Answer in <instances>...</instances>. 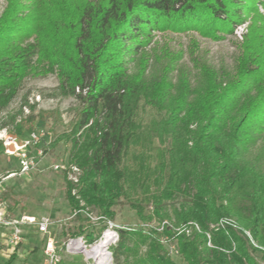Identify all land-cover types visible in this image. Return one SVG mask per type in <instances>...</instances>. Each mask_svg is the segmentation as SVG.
I'll list each match as a JSON object with an SVG mask.
<instances>
[{
	"label": "trees",
	"instance_id": "obj_1",
	"mask_svg": "<svg viewBox=\"0 0 264 264\" xmlns=\"http://www.w3.org/2000/svg\"><path fill=\"white\" fill-rule=\"evenodd\" d=\"M256 7L255 0L83 4L79 39L57 65L59 94L78 105L69 131L50 145L68 140V160L80 170L76 182L65 183L72 209L83 202L111 218L122 199L142 220L164 221L160 232L118 229L108 247L116 258L130 257L134 235L148 240L144 256L125 264H176L160 236L176 243L186 264H264V31L255 47L251 36L246 40L232 69L215 72L209 87L163 108L162 123L154 121L147 152L139 155L130 150L148 125L136 119L148 85L132 79L125 59L141 53L157 30L184 32L201 23L215 38L232 34ZM10 77L0 72V109L15 94ZM88 226L80 223L77 234L92 242L102 229L93 235ZM14 258L15 252L4 264Z\"/></svg>",
	"mask_w": 264,
	"mask_h": 264
},
{
	"label": "rangeland",
	"instance_id": "obj_2",
	"mask_svg": "<svg viewBox=\"0 0 264 264\" xmlns=\"http://www.w3.org/2000/svg\"><path fill=\"white\" fill-rule=\"evenodd\" d=\"M89 1L0 0V72L10 74V83L16 86L15 94L0 109V133L23 140L32 131L43 132L39 142L30 148L37 165L26 175L8 176L17 171V159L3 152L0 141V202L6 206L7 219H20L23 215H48L51 218L48 236L57 247L60 264H125L144 256L148 240L141 242V238L134 235L128 240L130 257L116 258L108 247L116 244L118 229L160 232L164 221L142 220L122 199L112 208L114 215L111 218L98 214L83 202L79 203V210L72 209L65 197V183L77 178L80 170L74 172L70 166L73 163L68 160V140L63 138L50 145L55 137L69 131L78 105L74 97L59 94L57 65L61 57L72 53L73 39H79L77 18L83 4ZM255 1L259 15L251 12L246 16L240 36L232 33L215 38L212 30L201 23L184 32L157 30L153 31L141 53L125 57L132 79L143 77L148 85L140 92L136 118L141 126L148 125L133 144L132 155L147 152V138L155 132L154 121L157 119L159 125L162 123L163 108L185 92L196 93L209 87L215 72L231 70L235 55L250 36L251 46L257 45L264 31V8L263 0ZM11 60L20 66H9L7 63ZM143 140L146 145L141 146ZM37 150L43 153L36 156ZM53 164H62L66 168L54 169ZM80 223L89 225L88 231L93 235L102 229L99 238L87 242L85 234H77ZM6 231V227L0 226L1 264L13 252L15 258L10 264L41 263L47 235L24 225L21 242L10 251L1 236ZM107 234L112 238H106ZM162 240L170 258L176 264H186L177 253L176 243L166 242V238L160 236L161 244ZM102 242L105 245L101 247ZM74 243L84 247L74 248Z\"/></svg>",
	"mask_w": 264,
	"mask_h": 264
},
{
	"label": "built area",
	"instance_id": "obj_3",
	"mask_svg": "<svg viewBox=\"0 0 264 264\" xmlns=\"http://www.w3.org/2000/svg\"><path fill=\"white\" fill-rule=\"evenodd\" d=\"M243 24V23H242ZM242 24L235 27L233 34L240 36L242 31ZM43 136L42 131H32L23 140H18L17 137L8 135L6 133H0V141L2 144L3 152L8 156H14L17 159L18 169L8 174L9 177L15 175H26L33 168L36 167V158L30 153V148L34 147L39 139ZM42 150L36 151V156L41 155ZM74 172H78L79 169L70 165ZM52 167L58 170H64L66 167L62 164H53ZM73 182L77 181L76 177L72 178ZM223 221H220V225ZM52 220L48 215H23L20 219H7V209L3 202H0V226L7 228L5 233L1 236L4 237V242L10 251L14 250L22 240V229L24 225L32 226L35 230L42 234L47 235L42 251V260L40 264H60L61 258L58 253L57 247L51 237L48 236L50 225ZM113 230L111 226L108 227ZM0 251V256L2 255ZM1 264V263H0Z\"/></svg>",
	"mask_w": 264,
	"mask_h": 264
},
{
	"label": "bare ground",
	"instance_id": "obj_4",
	"mask_svg": "<svg viewBox=\"0 0 264 264\" xmlns=\"http://www.w3.org/2000/svg\"><path fill=\"white\" fill-rule=\"evenodd\" d=\"M105 236H106V235H105ZM105 236H104V237H105ZM104 237H103V238H104ZM106 238H112V236L109 235V234H107ZM106 242H107V240H106ZM74 244H75V243H74ZM104 245H105V243L102 242V244H101L100 246L102 247V246H104ZM73 247H74V248H82V247H84V246L81 245V244L76 243ZM95 247H96V245L93 246V248H95ZM101 247L99 248L100 250H101ZM97 249H98V248H97ZM85 250H86V249H85ZM86 251H87V250H86ZM103 259H105V257H102V260H103Z\"/></svg>",
	"mask_w": 264,
	"mask_h": 264
}]
</instances>
